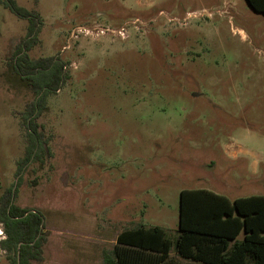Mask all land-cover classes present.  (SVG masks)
<instances>
[{
	"label": "rangeland",
	"instance_id": "obj_1",
	"mask_svg": "<svg viewBox=\"0 0 264 264\" xmlns=\"http://www.w3.org/2000/svg\"><path fill=\"white\" fill-rule=\"evenodd\" d=\"M14 1L40 21L29 58L66 77L15 200L42 215L30 264H100L133 224L176 237L182 190L264 195V15L245 0ZM27 27L0 2V193L28 144L35 96L10 65Z\"/></svg>",
	"mask_w": 264,
	"mask_h": 264
},
{
	"label": "trees",
	"instance_id": "obj_2",
	"mask_svg": "<svg viewBox=\"0 0 264 264\" xmlns=\"http://www.w3.org/2000/svg\"><path fill=\"white\" fill-rule=\"evenodd\" d=\"M245 1L252 11L264 15V0ZM0 2L28 20L26 38L10 64L35 96L23 112L28 144L17 164L21 173L50 153L38 118L47 97L64 84L65 64L58 56L31 60L28 53L36 42L38 15L17 6L14 0ZM20 182L21 178L0 193L4 233L0 249L6 264L40 262L46 241L42 215L15 204ZM100 264H264V195L229 200L204 189L182 190L176 237L170 238L159 226L130 225L116 235L112 248L102 250Z\"/></svg>",
	"mask_w": 264,
	"mask_h": 264
},
{
	"label": "flooded vegetation",
	"instance_id": "obj_3",
	"mask_svg": "<svg viewBox=\"0 0 264 264\" xmlns=\"http://www.w3.org/2000/svg\"><path fill=\"white\" fill-rule=\"evenodd\" d=\"M29 165V164H28ZM28 165L26 167H24L23 171L21 173H18V165H17V168H16V179H15V182L13 184L16 185V183L18 182V180L21 178L22 179V176L23 174L27 171V168H28ZM5 254V253H4Z\"/></svg>",
	"mask_w": 264,
	"mask_h": 264
}]
</instances>
